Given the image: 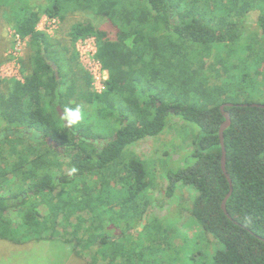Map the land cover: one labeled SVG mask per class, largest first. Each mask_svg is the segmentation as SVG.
<instances>
[{
    "label": "trees",
    "instance_id": "1",
    "mask_svg": "<svg viewBox=\"0 0 264 264\" xmlns=\"http://www.w3.org/2000/svg\"><path fill=\"white\" fill-rule=\"evenodd\" d=\"M0 7V18L28 40L24 81L0 82V241H57L79 259L86 254L87 264H264V109L232 101L248 74L219 79L204 69L215 50L232 53L254 38L244 63L258 59L249 67L262 66L264 79V0H0ZM88 13L67 42L35 31L42 16L64 22ZM93 37L107 73L101 94L74 51ZM226 104L231 219L221 207L230 192L219 140ZM77 106L83 119L66 125L57 108ZM170 130L192 135L186 158L174 155L191 164L166 173L157 189L152 160L130 149ZM185 215L198 231L191 238L176 228Z\"/></svg>",
    "mask_w": 264,
    "mask_h": 264
},
{
    "label": "rangeland",
    "instance_id": "2",
    "mask_svg": "<svg viewBox=\"0 0 264 264\" xmlns=\"http://www.w3.org/2000/svg\"><path fill=\"white\" fill-rule=\"evenodd\" d=\"M17 2L19 1L14 2V4ZM9 6L10 5L8 4L7 8ZM0 9L2 8L0 7ZM2 14L3 11L2 13L0 12V15ZM91 18L92 15L88 13L77 14L72 17L70 16L64 22L57 19L56 28L50 34L44 35L67 42L69 40L68 33L70 27L74 23L83 22V20H89ZM251 26L252 29L254 28L255 30L256 26L254 24H251ZM99 28L103 30H110L105 21H101L99 23ZM13 32L15 31L12 27H10V25H8L7 20L0 18V82L8 80L23 82L26 76L23 72L21 61L26 56L28 40L23 39L25 40L23 41L25 44L24 47L19 52H16ZM110 37L113 39V34H111ZM92 39H94L96 43L95 38L93 37ZM253 40L249 38L248 41H245L239 47H232V53H229L226 49H217L214 51V58L212 57L204 60L205 71L215 78L221 79L224 75L233 72H238L239 75L248 74V80L244 85H242V87H240L238 93L235 94L232 90V101L234 103L253 102L257 105H263L264 103V79L262 78V75L258 74V72H262L263 68L262 66L261 68L249 67L251 65L254 66L256 61L259 65L258 59L251 61V65H248L250 63H244L245 56L243 55V52L250 47L256 49ZM262 46H264V43ZM74 51L77 54L78 63L80 65L79 55L76 49H74ZM259 54L262 58V54L260 52ZM215 58L217 61H214ZM227 60L229 61L228 64ZM105 81H107V74L102 75L100 82L103 83ZM183 135H186V137L183 138ZM191 141L192 135L190 133L182 134L180 131V134H178L175 130H170L158 140L146 139L142 143L133 146L130 150L140 156L143 161L149 162L152 160L149 163L148 168L151 169L153 179L157 180V185L154 188L161 189L164 186V182L162 183L160 178H164L165 174L168 172L175 171L180 167L191 164L189 160L178 161L174 159V155L176 153L180 159L186 158V155L190 150L189 144ZM187 192H189L191 196L196 195L193 190H187ZM176 228L181 232V234L186 235L189 238L198 232L195 227L191 225L189 227L187 215L183 216V220ZM175 243L181 246L183 244V240L179 238L175 241ZM215 247L216 245L213 246L212 251ZM83 258L79 259L75 257L70 246L62 245L57 241L47 244H35L33 242H21V244H15L0 241V264H87L88 257L86 254Z\"/></svg>",
    "mask_w": 264,
    "mask_h": 264
},
{
    "label": "built area",
    "instance_id": "3",
    "mask_svg": "<svg viewBox=\"0 0 264 264\" xmlns=\"http://www.w3.org/2000/svg\"><path fill=\"white\" fill-rule=\"evenodd\" d=\"M57 25V19H51L46 16H42L35 27V31L41 34H50ZM15 31V30H14ZM14 34V46L16 52H19L23 47V40L16 31ZM75 49L79 55V62L81 68L92 79V87L94 92L101 94L104 90V83H101L102 75L107 74L101 67L99 61L96 59L97 49L96 43L92 38H86L78 40L75 44Z\"/></svg>",
    "mask_w": 264,
    "mask_h": 264
},
{
    "label": "water",
    "instance_id": "4",
    "mask_svg": "<svg viewBox=\"0 0 264 264\" xmlns=\"http://www.w3.org/2000/svg\"><path fill=\"white\" fill-rule=\"evenodd\" d=\"M51 67L53 68V70L55 71V75H56V78L58 79V74L56 72V66L51 63L50 64ZM233 105L232 104H226V105H223L220 109H221V112H222V115L225 119V121L222 123V125L220 126V130H219V140H220V147H221V154H222V157H221V169H222V172L223 174L225 175L228 183L230 184V192L227 194V196L225 197L223 203H222V210L224 212V214L229 218L231 219V217L228 215L227 213V209H226V203H227V200L230 198L231 194H232V181H231V178L229 177L227 171H226V151H225V145H224V132L226 129H228L231 125V117L228 113H226L224 111V108L226 107H232ZM247 105H245L246 107ZM250 107H255V108H261V109H264V105H257V104H251L249 105ZM58 110V113H59V116L61 118H63L62 116V111H61V108H57ZM64 123L67 125L66 121L64 120ZM264 241V240H263Z\"/></svg>",
    "mask_w": 264,
    "mask_h": 264
},
{
    "label": "clouds",
    "instance_id": "5",
    "mask_svg": "<svg viewBox=\"0 0 264 264\" xmlns=\"http://www.w3.org/2000/svg\"><path fill=\"white\" fill-rule=\"evenodd\" d=\"M82 109L77 107H69L63 110L62 116L68 126H74L83 119Z\"/></svg>",
    "mask_w": 264,
    "mask_h": 264
}]
</instances>
